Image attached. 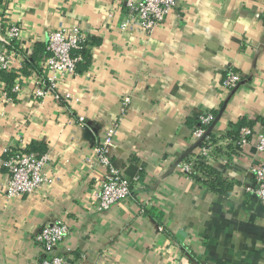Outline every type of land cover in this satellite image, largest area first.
<instances>
[{"label": "crops", "instance_id": "1", "mask_svg": "<svg viewBox=\"0 0 264 264\" xmlns=\"http://www.w3.org/2000/svg\"><path fill=\"white\" fill-rule=\"evenodd\" d=\"M125 1L0 0V22L21 28L20 57L5 75L20 88L11 102L0 94V264H36L34 236L56 219L69 228L53 251L66 264H264L251 172L264 163L255 148L264 135V0H176L150 35L134 24L121 30ZM75 27L87 38L84 62L59 84V101L39 103L32 93L47 73V37ZM228 69L240 76L231 90L222 86ZM205 112L216 189L178 166L199 155L192 133ZM114 124L110 159L130 194L99 212L104 168L94 147ZM242 127L251 136L239 146ZM30 147L47 154L49 182L6 198L2 152Z\"/></svg>", "mask_w": 264, "mask_h": 264}, {"label": "built area", "instance_id": "2", "mask_svg": "<svg viewBox=\"0 0 264 264\" xmlns=\"http://www.w3.org/2000/svg\"><path fill=\"white\" fill-rule=\"evenodd\" d=\"M176 0H140L133 2L125 1L126 15L120 24L121 30H125L128 25L134 24L142 32L150 35L154 30L162 25L167 16L176 8ZM21 34V28L16 24L4 25L0 22V77L4 73L10 72L14 66V61L19 56L16 42ZM87 38L78 29H60L51 32L46 40L43 66L46 74L41 77L33 90L32 97L39 103H43L48 98L56 101L61 99L59 94V84L67 77L77 73L79 65L84 62L83 50ZM240 81L239 74L233 69H228L222 86L231 90ZM19 85L14 84L6 87L0 79V94L3 99L11 102V94L19 91ZM130 99L125 97L120 102V111L124 112L129 105ZM82 129L86 122L82 117L77 118ZM198 127L193 130V137L200 141L199 155L205 160L215 159L212 154L214 145H201L208 139L205 132L212 122V115L208 112L200 114L197 118ZM116 124L105 131L103 138L94 147V154L97 163L104 168L100 180L99 190L95 193V208L99 212L108 210L113 204L119 202L130 194V182L121 176L114 167L110 159V150L113 144ZM251 136L248 127H242L238 135L237 144L246 145ZM256 150L264 153V135L259 136L255 146ZM6 160L2 165L7 171V180L4 186L6 198L29 196L38 191L43 185L49 182L44 172V166L48 159L47 154H36L28 152L26 149L5 148L2 152ZM215 157V158H214ZM180 170L186 174L192 173V165L180 164ZM255 187L254 194L258 197L261 205L264 206V163L254 166L251 170ZM69 234L68 225L62 219L45 224L34 236V242L42 253L36 264H66L65 259L53 253L55 247L62 242Z\"/></svg>", "mask_w": 264, "mask_h": 264}, {"label": "trees", "instance_id": "3", "mask_svg": "<svg viewBox=\"0 0 264 264\" xmlns=\"http://www.w3.org/2000/svg\"><path fill=\"white\" fill-rule=\"evenodd\" d=\"M84 55H85V49L83 50V56ZM41 58H42L41 55H39L37 57V60H40ZM28 63H30V61L29 62L27 61V64ZM5 75H7V73L2 74L0 79L6 83V87H10L12 85V83L10 84V82L8 83L5 81ZM196 127H198L197 119L195 121L194 128H196ZM234 139H235V141L236 140L238 141V136L236 137V135H235ZM207 143H211L212 145H214V143H215L214 142V136L211 133L208 134V139L201 145V147L202 146H208ZM27 151L32 152V153H36V154H43V153L37 152L34 147L28 148ZM216 152H217V150H215V148H214L212 154L216 156ZM186 161L191 162V164H192L191 167H192V170L194 172H197V173L203 175L204 177H206L203 181L204 185H206L210 189H216L215 185L217 183H220V181L217 177V171L214 170V168H212L210 165H208L202 156H200V155L195 156L193 160H190L187 158Z\"/></svg>", "mask_w": 264, "mask_h": 264}, {"label": "water", "instance_id": "4", "mask_svg": "<svg viewBox=\"0 0 264 264\" xmlns=\"http://www.w3.org/2000/svg\"><path fill=\"white\" fill-rule=\"evenodd\" d=\"M87 128H88V124H86V126L83 128V130L88 131ZM210 129H211V125H210V127L207 128V130H206V132H205L206 135L209 134ZM200 141H201V140L197 141V144H198V145H200Z\"/></svg>", "mask_w": 264, "mask_h": 264}]
</instances>
